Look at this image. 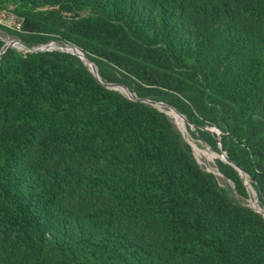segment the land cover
Returning a JSON list of instances; mask_svg holds the SVG:
<instances>
[{"label":"trees","instance_id":"1","mask_svg":"<svg viewBox=\"0 0 264 264\" xmlns=\"http://www.w3.org/2000/svg\"><path fill=\"white\" fill-rule=\"evenodd\" d=\"M2 14L22 21L7 35L76 48L99 78L0 40V264H264V216L245 203L251 186L264 209V0H0ZM163 111L226 153L224 187Z\"/></svg>","mask_w":264,"mask_h":264},{"label":"rangeland","instance_id":"2","mask_svg":"<svg viewBox=\"0 0 264 264\" xmlns=\"http://www.w3.org/2000/svg\"><path fill=\"white\" fill-rule=\"evenodd\" d=\"M0 35L2 37H5V38L8 37L7 34L4 33L3 30H1V29H0ZM10 38H15V37L10 36ZM45 47H49V48H45ZM44 48L45 49H56V48H58V45L56 43H50V44H47L46 46H44ZM58 50H60V49H58ZM63 51L67 52V50L65 49L64 46H63ZM70 53H72V52H70ZM111 89L117 90V91H119L123 94H126L128 96L127 92L123 91L124 89H122V87H120V86H114V87H111ZM171 120H172V118H171ZM173 123L176 125L177 129L181 132L184 139L191 145L193 152H194V155H195L197 161L199 162V164L206 171L213 173L216 176H218L220 184L224 187L226 185V181L220 176V174L217 172V168H216V160L222 159V156L216 155L215 157H213V155H210V154H215V152L212 151L210 147H208L206 144H204L200 141L195 140L191 134H187V133L183 132L182 130H180V128L177 126V124L174 121H173ZM191 129L193 130L192 126H191ZM190 133H191V131H190ZM195 146H197V147H195ZM204 151H206L208 153H205V155H202L201 152H204ZM248 189L250 192V198L248 200H246L245 203L248 206H250L251 208H253L256 211L263 214V216H264V212H263L264 209L260 207L256 192L253 191L254 189H252L251 186L250 187L248 186Z\"/></svg>","mask_w":264,"mask_h":264},{"label":"built area","instance_id":"3","mask_svg":"<svg viewBox=\"0 0 264 264\" xmlns=\"http://www.w3.org/2000/svg\"><path fill=\"white\" fill-rule=\"evenodd\" d=\"M0 26H3L7 29H11L14 30L16 32H20L21 28H22V21L15 18L13 15H6V14H2L0 16ZM8 37H2L0 35V40L4 42V51L3 53L9 49V48H13L19 52L22 53H33V52H45V51H62V52H66L63 51V46L59 43H56L58 45V48L56 49H45L43 48L45 45H38V46H33V47H28L26 46L20 39L18 38H10V35H7ZM51 43H55V42H51ZM50 44V43H49ZM60 49V50H58ZM68 52V51H67Z\"/></svg>","mask_w":264,"mask_h":264},{"label":"bare ground","instance_id":"4","mask_svg":"<svg viewBox=\"0 0 264 264\" xmlns=\"http://www.w3.org/2000/svg\"><path fill=\"white\" fill-rule=\"evenodd\" d=\"M53 45V44H52ZM46 46V45H45ZM49 46V45H48ZM50 47V46H49ZM49 47H45V48H49ZM65 47V49L68 51V52H76V53H78L79 55H81V57H82V59H83V61L91 68V69H95V67L94 66H92L91 64H90V62H89V60L81 53V52H79L78 50H75L73 47H71V46H64ZM44 48V47H43ZM122 89H124V88H122ZM158 105H163V106H167L168 108H171V107H169L167 104H164V103H156L155 104V106L158 108ZM173 109V108H172ZM161 110V109H160ZM175 110V109H174ZM163 112H165L168 116H170L171 118H173L174 120H175V122L177 123V125L181 128V130L183 131V132H185V133H187L184 129H183V125H182V123H181V120H180V118L174 113V112H172V111H163ZM180 114V113H179ZM182 116V115H181ZM185 118V117H184ZM186 120V119H185ZM195 147H197V146H195ZM205 153H208V152H206V151H204V152H201V154L202 155H205ZM201 155V156H202ZM210 155H213V157H215L216 156V154H210ZM246 177V176H245ZM262 212V211H261ZM264 212V211H263ZM262 212V213H263Z\"/></svg>","mask_w":264,"mask_h":264},{"label":"water","instance_id":"5","mask_svg":"<svg viewBox=\"0 0 264 264\" xmlns=\"http://www.w3.org/2000/svg\"><path fill=\"white\" fill-rule=\"evenodd\" d=\"M75 50H77L76 48H74ZM72 54H74V55H76V56H79L81 59H82V57H81V55H79L78 53H76V52H73ZM83 60V59H82ZM89 62H90V64L92 65V66H94L93 65V63L89 60ZM89 67V66H88ZM90 68V67H89ZM90 70H91V72L97 77V78H99L98 77V75H97V70H96V68L95 69H91L90 68ZM106 87H108V88H110L111 89V87H114V86H119V85H117V84H106L105 85ZM127 92V94H128V97L129 98H131V99H133V97H132V95L128 92V90L126 91ZM151 105H153V106H155V104H156V102H149ZM169 106V105H168ZM169 107H171V106H169ZM171 108H173V107H171ZM173 109H175V108H173ZM176 110V109H175ZM177 111V110H176ZM178 112V111H177ZM179 113V112H178ZM180 115H182L181 113H180ZM183 116V115H182ZM184 117V116H183ZM219 144H220V147H221V143H220V140H219ZM222 160H224V161H226V162H229L230 164H233L229 159H228V157L226 156V153L225 152H223L222 153ZM240 170V172H242V170L241 169H239Z\"/></svg>","mask_w":264,"mask_h":264}]
</instances>
